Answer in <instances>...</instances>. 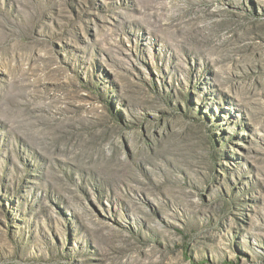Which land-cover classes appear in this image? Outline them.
<instances>
[{"label":"rangeland","instance_id":"374dc122","mask_svg":"<svg viewBox=\"0 0 264 264\" xmlns=\"http://www.w3.org/2000/svg\"><path fill=\"white\" fill-rule=\"evenodd\" d=\"M0 264H264V0H0Z\"/></svg>","mask_w":264,"mask_h":264}]
</instances>
